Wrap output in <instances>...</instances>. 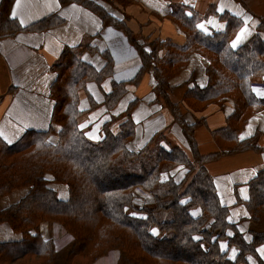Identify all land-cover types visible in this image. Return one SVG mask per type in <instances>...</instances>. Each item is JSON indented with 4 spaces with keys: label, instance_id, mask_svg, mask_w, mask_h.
<instances>
[{
    "label": "trees",
    "instance_id": "16d2710c",
    "mask_svg": "<svg viewBox=\"0 0 264 264\" xmlns=\"http://www.w3.org/2000/svg\"><path fill=\"white\" fill-rule=\"evenodd\" d=\"M14 1H1L0 36L51 26L52 18H47L23 28L11 18ZM59 1L61 5H81L97 15L103 26L125 33L142 58V67L133 79L112 83L104 98L106 108L113 110L128 87L138 86L144 72L152 69L156 87L162 90L163 101L181 126L190 150L163 148L160 133L139 151H132L129 143L136 137L132 113L137 100L124 114L111 117L100 142L90 141L79 125L85 112L80 108L81 92L89 82L101 84L110 76L113 59L104 51L101 55L107 65L97 70L83 60L89 47L64 48L52 66L56 74L50 88L55 102L52 126L47 131H26L13 144L0 137V200L28 188L21 199L0 208V225L6 223L22 235L18 240L0 242V264H56V243L40 230L44 222L59 223L73 236L64 264H93L112 250L120 252L118 264H251L248 257L264 264L257 253V247L264 244V233H253L250 242L245 239L237 223L229 221L230 210L206 169L208 162L222 154L260 150L256 145L259 134L241 140L239 133L254 115L264 111V96L255 90H264L259 86L264 84V22L251 40L234 49L231 41L243 26L240 18L225 14V30L205 34L197 28L198 16L194 12L189 16L188 8L178 5L173 17L185 32V41H149V50L144 51L124 22L101 5L90 0ZM192 53L207 61L206 84L198 85L192 74L183 83L187 89L181 101L174 102L168 98L169 79L187 67ZM190 83L193 85L188 87ZM228 100L233 110L226 125L213 132L221 151L203 155L195 140L201 124L196 120L187 123L185 113H202L211 104ZM52 136L57 140L52 141ZM181 166L185 173L178 180L173 172ZM52 185L65 186L68 196L60 198ZM137 185L154 197L141 210L145 219L133 218L132 209L125 210ZM248 193L244 205L250 220L259 223L264 218V169L248 183ZM157 213H167L171 219L161 221ZM232 248L238 251L235 258L230 256Z\"/></svg>",
    "mask_w": 264,
    "mask_h": 264
},
{
    "label": "crops",
    "instance_id": "0c3cea01",
    "mask_svg": "<svg viewBox=\"0 0 264 264\" xmlns=\"http://www.w3.org/2000/svg\"><path fill=\"white\" fill-rule=\"evenodd\" d=\"M90 1L101 5L113 18L124 22L144 51L149 50V41L171 40L179 44L185 41V32L173 17L174 8L178 5L188 8L186 14L189 16L191 12L198 16L197 28L205 34L223 32L227 26L222 18L225 14L240 18L243 26L231 41L232 47L236 45L234 49L251 40L264 22V0H110L112 4L109 0ZM10 15L23 28L47 18H52V24L48 29L22 30L0 36V137L5 142L13 144L26 131H47L52 126L55 102L50 98V88L56 80L52 66L64 48L82 45L90 48L83 54V60L97 70L107 65L101 55L104 51H108L113 59L110 76L101 84L89 82L86 90L81 92L80 108L85 112L79 125L90 141L100 142L104 125L111 117L124 114L128 105L137 100L138 105L132 113L136 137L129 143L132 151H139L152 136L160 133L163 134V148L177 146L185 151L190 150L181 126L163 101L162 90L156 87L157 80L152 69L144 72L138 86L128 87L127 94L113 110L106 108L104 98L111 91L112 83L130 81L142 67V58L125 33L113 26H103L101 19L89 9L74 3L61 5L59 0H15ZM206 65L207 61L199 54H190L187 67L169 79L172 89L168 92V98L180 102L187 89L183 83L188 82L192 74L195 76L194 81L204 86ZM192 85L190 83L188 87ZM255 90L264 93L258 87ZM125 99L128 101L126 110L115 115L116 108ZM232 110V103L228 100L211 104L202 113H185L187 123L196 120L201 124L195 131L201 154L221 151L213 132L225 127L226 118ZM56 129L59 127L55 126ZM256 134H261L256 140L260 150L225 153L206 164L223 205L230 210L229 221L237 223L248 242L252 240L253 233H264V218L259 223L252 222L244 205L249 196L248 183L264 169V111L248 121L239 133V138L244 140ZM173 173L180 180L185 168L178 167ZM161 214V221L171 219L169 214ZM261 250H264V244L257 247L258 256L264 261V252ZM237 253L232 248L231 258H235ZM119 257V252L112 251L93 264H118ZM248 261L257 264L250 257Z\"/></svg>",
    "mask_w": 264,
    "mask_h": 264
},
{
    "label": "rangeland",
    "instance_id": "374dc122",
    "mask_svg": "<svg viewBox=\"0 0 264 264\" xmlns=\"http://www.w3.org/2000/svg\"><path fill=\"white\" fill-rule=\"evenodd\" d=\"M127 105H128V101H126V99H125L116 108L117 110H116L115 115L122 114L126 110ZM260 136H261V134H259V137ZM53 139L57 140V137H53L52 140ZM52 186L58 191L60 198L64 199L68 196V191H67V188L65 186H63V185H52ZM27 190H28V188L18 189V190L13 191L10 195L2 198L0 200V208H4V207L10 206L11 204L15 203L16 201H18L19 199H21L25 195ZM161 215H162L161 213H158L156 215L157 219L161 220V217H160ZM169 216H171V215H169ZM40 230L44 236L52 238L56 243V249H57L56 264H64L66 257H67L68 249L70 247H72V244L74 242L73 236L70 233H68L62 225H60L59 223H56V222H54V223L44 222L41 224ZM21 237H22L21 234L14 233L6 223L0 225V241L18 240ZM112 251L119 252L118 250H112ZM112 251H110V252H112ZM119 254H120V252H119ZM102 257H104V256H102ZM251 260H253V259H251Z\"/></svg>",
    "mask_w": 264,
    "mask_h": 264
},
{
    "label": "built area",
    "instance_id": "2783aa9c",
    "mask_svg": "<svg viewBox=\"0 0 264 264\" xmlns=\"http://www.w3.org/2000/svg\"><path fill=\"white\" fill-rule=\"evenodd\" d=\"M259 86L264 87V84H260ZM146 190L147 189L142 185L134 187L130 205L127 209H125L126 211H128V209H132V212L130 213L131 217L145 219V216L140 214L141 210L154 200L153 194ZM134 210L136 212H134Z\"/></svg>",
    "mask_w": 264,
    "mask_h": 264
},
{
    "label": "snow or ice",
    "instance_id": "6c2138e0",
    "mask_svg": "<svg viewBox=\"0 0 264 264\" xmlns=\"http://www.w3.org/2000/svg\"><path fill=\"white\" fill-rule=\"evenodd\" d=\"M201 27H203V26L201 25ZM241 35H242V34H241ZM238 39H239V38H238ZM235 46H236V45L234 44L233 47H235ZM256 91H257V94H258V95H264V93H260L259 90H256ZM261 251L264 252V250H261Z\"/></svg>",
    "mask_w": 264,
    "mask_h": 264
}]
</instances>
